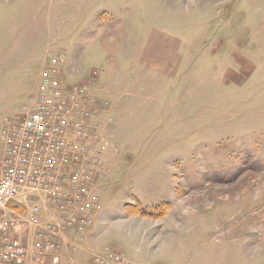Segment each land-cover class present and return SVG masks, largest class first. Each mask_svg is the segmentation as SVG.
I'll use <instances>...</instances> for the list:
<instances>
[{
    "label": "rangeland",
    "instance_id": "374dc122",
    "mask_svg": "<svg viewBox=\"0 0 264 264\" xmlns=\"http://www.w3.org/2000/svg\"><path fill=\"white\" fill-rule=\"evenodd\" d=\"M54 67L98 174L77 212L37 197L25 264H264V0H0V159Z\"/></svg>",
    "mask_w": 264,
    "mask_h": 264
},
{
    "label": "built area",
    "instance_id": "2783aa9c",
    "mask_svg": "<svg viewBox=\"0 0 264 264\" xmlns=\"http://www.w3.org/2000/svg\"><path fill=\"white\" fill-rule=\"evenodd\" d=\"M57 70L43 73L33 110L3 131L0 264H25L28 259L20 234L27 226L39 225L37 197H44L58 213L77 212L88 196L87 182L98 174V115L85 109L86 87L59 89ZM33 243L42 247L40 233ZM44 245L54 249L53 243ZM53 263L59 264L56 257Z\"/></svg>",
    "mask_w": 264,
    "mask_h": 264
}]
</instances>
